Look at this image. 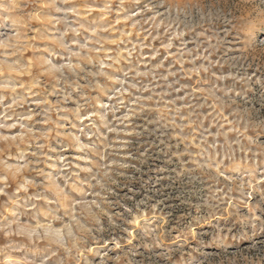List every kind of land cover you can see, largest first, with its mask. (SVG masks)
<instances>
[{"label":"rangeland","instance_id":"obj_1","mask_svg":"<svg viewBox=\"0 0 264 264\" xmlns=\"http://www.w3.org/2000/svg\"><path fill=\"white\" fill-rule=\"evenodd\" d=\"M0 264H264V0H0Z\"/></svg>","mask_w":264,"mask_h":264}]
</instances>
